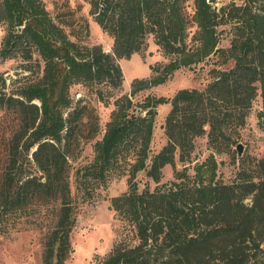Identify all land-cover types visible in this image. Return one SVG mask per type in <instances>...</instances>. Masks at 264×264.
Listing matches in <instances>:
<instances>
[{
    "label": "trees",
    "instance_id": "1",
    "mask_svg": "<svg viewBox=\"0 0 264 264\" xmlns=\"http://www.w3.org/2000/svg\"><path fill=\"white\" fill-rule=\"evenodd\" d=\"M84 1L111 38L109 52L67 38L42 0H0V58H17L30 73L26 64H33L36 72L16 85L7 84L0 72V216L33 202H55L41 264H66L78 205L112 175H127L128 190L109 199L125 230L94 264H264V157L250 174L241 167L230 183L215 179L212 154L193 164L192 177L187 166L175 169L176 156L191 162L193 139L206 126L209 147L220 153L227 127L244 125L258 91L257 117L264 130V0L218 9L213 0ZM220 25L230 26L227 48L217 47ZM150 35L168 61L151 65L150 78L133 79L129 93L110 101L123 82L116 60L144 56ZM215 53L232 64L211 68L203 89L183 88L171 98L149 95L133 103L137 92ZM72 84L103 106L112 104L90 161L72 173L73 194L68 157L80 111L68 110ZM167 103L166 143L150 155L156 108ZM166 165L175 169L173 180L152 192L147 185L138 191L134 180L140 171L158 183Z\"/></svg>",
    "mask_w": 264,
    "mask_h": 264
},
{
    "label": "rangeland",
    "instance_id": "2",
    "mask_svg": "<svg viewBox=\"0 0 264 264\" xmlns=\"http://www.w3.org/2000/svg\"><path fill=\"white\" fill-rule=\"evenodd\" d=\"M210 2V1H209ZM241 4L243 0H213L211 3L218 9L227 3ZM45 10L53 21L64 30L67 38L82 45L98 44L105 52L110 51L111 38L101 31L89 14V6L84 0H42ZM218 48H227L231 39L230 26L220 25ZM4 33V26L0 25V38ZM165 57L159 47L154 43L153 36L147 38V48L144 56L134 53L129 59H117L123 73L122 85L113 90L110 101L122 94L129 93L133 79H148L151 75L150 66L165 63ZM220 53L211 54L198 64L181 67L164 82L137 92L133 103L143 101L146 96H162L171 98L179 89H203L209 81V70L213 67L229 68L231 62H224ZM17 58L1 59L0 72L8 84L21 81L23 75L30 73L24 71ZM25 65V64H24ZM31 77L36 75L33 64ZM38 74V73H37ZM40 74V72H39ZM69 108L76 107L80 111L75 130V138L69 148L68 183L73 194V176L75 168L90 161L92 157V143L100 137L104 123L112 104L103 106L97 102L93 95L79 84H72L68 88ZM262 108L260 91L253 100L243 126L233 122L227 127L228 141L219 144L220 153H215L209 147L208 127L206 132L193 139V149L190 151V161L182 163L175 159V169L182 170L187 166V174L192 177V166L197 161H203L210 154L217 162L215 179L230 183L238 170L243 167L246 174L252 173L255 161L264 157V130L259 124L257 113ZM154 120L153 135L150 144V155H153L166 143L163 130L165 117L170 110V104L157 106ZM89 130L93 136L87 137ZM221 140V139H219ZM237 144H241V153L238 155ZM173 167L166 165L162 170V178L155 183L151 178L140 171L135 180L139 192L147 185L150 192L174 179ZM127 175H112L104 185L92 192L88 202L84 201L77 207L75 224L70 233L69 240L72 247L66 264H94L113 245L117 233L125 230L123 223L109 208L110 197L121 195L129 188ZM249 202V199L245 200ZM53 201L48 203L33 202L15 213L8 212L0 216V264H41L43 239L48 228L53 223Z\"/></svg>",
    "mask_w": 264,
    "mask_h": 264
},
{
    "label": "water",
    "instance_id": "3",
    "mask_svg": "<svg viewBox=\"0 0 264 264\" xmlns=\"http://www.w3.org/2000/svg\"><path fill=\"white\" fill-rule=\"evenodd\" d=\"M18 30L20 28H17ZM238 155L241 153V144H237Z\"/></svg>",
    "mask_w": 264,
    "mask_h": 264
}]
</instances>
